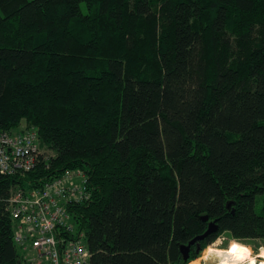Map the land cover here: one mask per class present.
<instances>
[{
    "label": "trees",
    "instance_id": "obj_1",
    "mask_svg": "<svg viewBox=\"0 0 264 264\" xmlns=\"http://www.w3.org/2000/svg\"><path fill=\"white\" fill-rule=\"evenodd\" d=\"M32 128L34 167L0 171V264H29L10 195L73 169L91 264L264 239V0H0V134Z\"/></svg>",
    "mask_w": 264,
    "mask_h": 264
},
{
    "label": "built area",
    "instance_id": "obj_2",
    "mask_svg": "<svg viewBox=\"0 0 264 264\" xmlns=\"http://www.w3.org/2000/svg\"><path fill=\"white\" fill-rule=\"evenodd\" d=\"M36 129L0 134V171L25 172L39 154ZM87 179L80 170H66L38 187L18 188L8 198L13 237L29 264H91L84 233L72 221L70 205L88 200Z\"/></svg>",
    "mask_w": 264,
    "mask_h": 264
},
{
    "label": "clouds",
    "instance_id": "obj_3",
    "mask_svg": "<svg viewBox=\"0 0 264 264\" xmlns=\"http://www.w3.org/2000/svg\"><path fill=\"white\" fill-rule=\"evenodd\" d=\"M223 244L224 240L217 237L205 246L198 258L201 264H264V247L254 254L253 248L239 238L230 240L227 247Z\"/></svg>",
    "mask_w": 264,
    "mask_h": 264
},
{
    "label": "water",
    "instance_id": "obj_4",
    "mask_svg": "<svg viewBox=\"0 0 264 264\" xmlns=\"http://www.w3.org/2000/svg\"><path fill=\"white\" fill-rule=\"evenodd\" d=\"M230 205H231V201H229V202L227 203V206H228V207H230ZM204 218L207 219L208 216L205 215ZM216 227H217V224H216L215 220H214V221H210L209 224H208L207 229H206L203 233L196 235V236L193 237L191 240H189L188 243H186V244H182V245L180 246V248H181V251L184 253V255H183L184 259H187L188 256H189V249H190V246H191L192 244H194V243H197V246H198L197 249H199V246H200L199 241L202 240V239H204L208 233L214 231V230L216 229Z\"/></svg>",
    "mask_w": 264,
    "mask_h": 264
},
{
    "label": "rangeland",
    "instance_id": "obj_5",
    "mask_svg": "<svg viewBox=\"0 0 264 264\" xmlns=\"http://www.w3.org/2000/svg\"><path fill=\"white\" fill-rule=\"evenodd\" d=\"M262 207V200L261 196H257L255 202V210L260 213ZM224 240L223 247H227L228 242L233 238L228 237V235H221L220 236ZM247 244H249L253 248L254 254L259 251L261 247H264V239H250L248 240ZM200 257V256H199ZM189 264V263H188ZM192 264H200L199 260L192 261Z\"/></svg>",
    "mask_w": 264,
    "mask_h": 264
},
{
    "label": "crops",
    "instance_id": "obj_6",
    "mask_svg": "<svg viewBox=\"0 0 264 264\" xmlns=\"http://www.w3.org/2000/svg\"><path fill=\"white\" fill-rule=\"evenodd\" d=\"M198 258H199V257H198ZM198 258H196V259H194V260H199ZM194 260H192V261H194ZM192 261H191V262H192ZM199 262H200V264H201V261H200V260H199Z\"/></svg>",
    "mask_w": 264,
    "mask_h": 264
}]
</instances>
